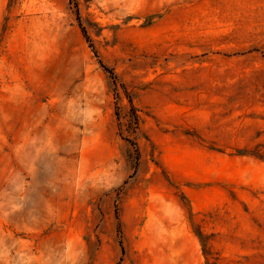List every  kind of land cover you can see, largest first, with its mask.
<instances>
[{
	"label": "rangeland",
	"instance_id": "rangeland-1",
	"mask_svg": "<svg viewBox=\"0 0 264 264\" xmlns=\"http://www.w3.org/2000/svg\"><path fill=\"white\" fill-rule=\"evenodd\" d=\"M0 264H264V0H0Z\"/></svg>",
	"mask_w": 264,
	"mask_h": 264
}]
</instances>
